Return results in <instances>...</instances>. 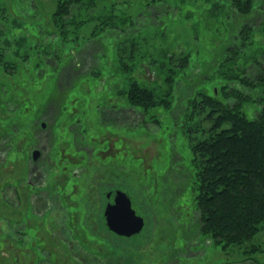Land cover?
Segmentation results:
<instances>
[{
	"label": "rangeland",
	"instance_id": "1",
	"mask_svg": "<svg viewBox=\"0 0 264 264\" xmlns=\"http://www.w3.org/2000/svg\"><path fill=\"white\" fill-rule=\"evenodd\" d=\"M95 1L94 18L60 34L52 22L56 0H0V264L264 263V226L252 239L263 249L250 254L195 225L186 177L192 140L174 126L172 112L156 106L145 116L128 112L125 122H109L119 121L116 107L131 106L125 92L135 78L165 95L172 54L173 65L184 56L190 62L175 71L176 88L201 76L197 91L211 93L226 70L203 72L220 50L212 30L226 37L224 16H214L209 31L198 19L208 13L204 0H164L156 10L153 0ZM256 21L264 23V16ZM253 40L258 47L250 42L240 56L259 54L264 24ZM71 50L81 51L93 72L77 81L51 127L35 122L56 77L52 65L68 64ZM105 104L116 113L103 120L98 108ZM193 116L192 122L202 119ZM37 143L46 153L52 148L51 157L45 175L31 176L30 167H41L32 160ZM111 189L129 196L143 220L139 233L118 235L107 227L103 206Z\"/></svg>",
	"mask_w": 264,
	"mask_h": 264
},
{
	"label": "trees",
	"instance_id": "2",
	"mask_svg": "<svg viewBox=\"0 0 264 264\" xmlns=\"http://www.w3.org/2000/svg\"><path fill=\"white\" fill-rule=\"evenodd\" d=\"M204 1L208 13L200 14L198 19L204 21L205 29L212 30V22L219 19L214 16L220 15L224 16L221 23L226 31L223 39L220 30H212L220 40V50L217 56L206 61L203 75L211 67L226 70L223 79L213 83L212 92L197 91L196 87L204 84L199 81L201 76L186 83L184 89L176 88L180 81L173 79L175 71L188 67L190 62L184 56L179 64L173 65L172 54L168 57L172 60V67L165 77L167 83L162 98L157 97L144 80L135 78L125 92L131 106L120 105L116 107V113L111 106L105 104L102 109L101 105L98 115L105 120L116 113L119 121L109 120L112 126L125 122L124 116L128 117L131 112L134 116L138 113L145 116L148 109L156 106H164L172 112L174 126L183 128L192 140L193 167L186 177L195 194V225L211 233L213 241L243 245V252L252 254L263 249L252 239L264 226V46L260 47L257 56L249 59L239 53L255 43V32L264 24L256 21L264 16V0L263 3L254 0ZM150 5L156 10L159 5H164V0H153ZM179 8L176 6L177 10ZM95 10V0H56L52 22L58 32L64 34L67 25L81 26L88 18H94L91 13ZM70 52L68 64L52 65L56 77L35 122L46 120V126L51 127L54 123H50V119L56 120L62 113V106L74 87L93 72L85 67L87 61L84 62L81 51ZM172 98L174 103H171ZM193 115L202 116V119L192 122ZM182 118L187 124H181ZM202 123L203 127L200 126ZM22 125L17 124L18 129ZM250 263L255 264L252 259Z\"/></svg>",
	"mask_w": 264,
	"mask_h": 264
},
{
	"label": "water",
	"instance_id": "3",
	"mask_svg": "<svg viewBox=\"0 0 264 264\" xmlns=\"http://www.w3.org/2000/svg\"><path fill=\"white\" fill-rule=\"evenodd\" d=\"M42 126H45L44 122ZM39 152V149L33 150V160ZM106 198L104 216L107 227L118 235L132 236L139 233L143 220L132 208L129 196L120 189H111L106 192Z\"/></svg>",
	"mask_w": 264,
	"mask_h": 264
},
{
	"label": "flooded vegetation",
	"instance_id": "4",
	"mask_svg": "<svg viewBox=\"0 0 264 264\" xmlns=\"http://www.w3.org/2000/svg\"><path fill=\"white\" fill-rule=\"evenodd\" d=\"M34 149H39V154H38V156H37V158L35 159V160H33L34 161V163H36V164H40V168H38V169H36L35 170V168H29V175H31V176H35L36 174H40L41 172H43L44 173V171H45V173H44V175L47 173V169L45 168V166L48 164V162H49V158L51 157V150H52V148H51V150L49 149L48 151H47V153L44 151V149L39 145V143H37V145H35L34 147H32V150H31V152H33V150ZM37 161V162H36ZM55 162V161H54ZM33 169H34V171H33ZM106 192L107 191H105V198H106ZM105 200H107V199H105ZM15 205H19L20 204V200L19 199H17L16 200V202H13ZM106 203H107V201H105V204H104V206H103V209L105 210V206H106ZM29 205L31 206V204L29 203ZM19 207H20V205H19ZM32 207V206H31ZM104 210H103V214H104ZM38 215V214H37ZM41 215V214H40ZM20 218V217H19ZM19 220V222H21L20 221V219H18ZM18 223V222H17ZM24 232V231H23Z\"/></svg>",
	"mask_w": 264,
	"mask_h": 264
}]
</instances>
